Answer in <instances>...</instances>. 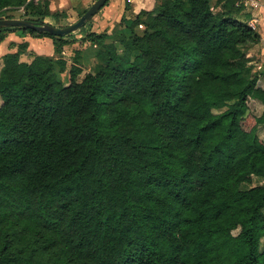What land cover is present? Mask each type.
Masks as SVG:
<instances>
[{"label": "trees", "instance_id": "obj_1", "mask_svg": "<svg viewBox=\"0 0 264 264\" xmlns=\"http://www.w3.org/2000/svg\"><path fill=\"white\" fill-rule=\"evenodd\" d=\"M49 4L0 0V19L58 20ZM250 20L241 0H156L87 33L95 63L79 80L75 56L66 86L72 34L1 29L51 39L56 58L26 43L1 58L0 264H264Z\"/></svg>", "mask_w": 264, "mask_h": 264}, {"label": "crops", "instance_id": "obj_2", "mask_svg": "<svg viewBox=\"0 0 264 264\" xmlns=\"http://www.w3.org/2000/svg\"><path fill=\"white\" fill-rule=\"evenodd\" d=\"M251 3V21L254 20L258 26V33L261 38H264V0H244ZM66 3V0L50 1L49 11L51 14H62L65 8L61 5ZM249 3V4H250ZM156 6V0H109L92 19L82 28L84 35L87 33L113 35L120 28L122 19H131L138 15L141 11H152ZM52 17L45 18V20ZM44 20V22H45ZM81 30V29H80ZM84 38V37H83ZM77 39V38H76ZM110 41V39H107ZM26 43L28 53H33L39 56L54 57V47L52 40L49 38H32L29 35L24 37L14 34H6L4 39L0 41V59L9 53L16 52L19 44ZM13 44V45H11ZM45 48V49H44Z\"/></svg>", "mask_w": 264, "mask_h": 264}, {"label": "rangeland", "instance_id": "obj_3", "mask_svg": "<svg viewBox=\"0 0 264 264\" xmlns=\"http://www.w3.org/2000/svg\"><path fill=\"white\" fill-rule=\"evenodd\" d=\"M42 1V0H39ZM51 0H49L50 2ZM56 1V0H53ZM96 0H66V3H63L61 5L62 8H65L66 10L63 11L61 14V17L58 20H55L54 18L45 20L44 23L53 25L55 27H66L73 23H75L81 15V12L83 10H87ZM214 1V0H213ZM245 4V8L247 12H250V7L252 6L251 3L245 2L244 0H241ZM3 16L5 17H11L9 19H22L23 16V9H17V10H6L3 13ZM8 19V18H7ZM251 20L249 21V23ZM252 23L254 24V29L258 31L257 23L252 20ZM250 26V25H249ZM84 32L82 29L77 31L76 33L72 34L73 44L66 46L63 51V55L59 58H62L66 62V72L64 74H58L59 80L66 86L69 84V76H68V69L70 66L74 63L75 56H78V62L77 64L82 69V74L79 77V80L81 77L86 74L87 72L91 71L93 68V65L95 63L94 60V52L92 49V46L88 41H83ZM6 34H14L18 36V32L14 31L12 33H6ZM77 38V39H76ZM261 43L252 49H250V53L254 56V59L256 60V67L253 69L256 74L259 75V81L258 86L262 89H264V38H261ZM45 49V48H44ZM17 51V48H16ZM77 52V54H76ZM36 55V54H35ZM58 58V59H59ZM28 58L22 57V60H27ZM2 66L1 59H0V68ZM261 105L257 101L251 100L248 103V114L259 116L261 113ZM257 135L260 139L264 140V127H258L257 128ZM263 181L258 177H252L251 182L249 184H242L240 186L241 190H246L258 185H261Z\"/></svg>", "mask_w": 264, "mask_h": 264}, {"label": "water", "instance_id": "obj_4", "mask_svg": "<svg viewBox=\"0 0 264 264\" xmlns=\"http://www.w3.org/2000/svg\"><path fill=\"white\" fill-rule=\"evenodd\" d=\"M108 1L109 0H96L75 23L66 27L59 28L47 23L40 24L26 19H0V30L7 28H24L39 33H47L53 37L63 38L85 27Z\"/></svg>", "mask_w": 264, "mask_h": 264}, {"label": "built area", "instance_id": "obj_5", "mask_svg": "<svg viewBox=\"0 0 264 264\" xmlns=\"http://www.w3.org/2000/svg\"><path fill=\"white\" fill-rule=\"evenodd\" d=\"M35 3L39 2V0H34ZM250 27L254 29V24L252 23V21L249 23Z\"/></svg>", "mask_w": 264, "mask_h": 264}]
</instances>
